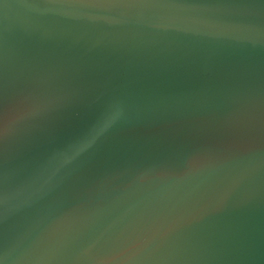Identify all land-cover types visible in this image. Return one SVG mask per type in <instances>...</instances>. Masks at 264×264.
Masks as SVG:
<instances>
[{"label": "water", "instance_id": "water-1", "mask_svg": "<svg viewBox=\"0 0 264 264\" xmlns=\"http://www.w3.org/2000/svg\"><path fill=\"white\" fill-rule=\"evenodd\" d=\"M0 264H264V0H0Z\"/></svg>", "mask_w": 264, "mask_h": 264}]
</instances>
